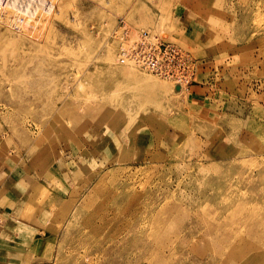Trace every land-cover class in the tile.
Masks as SVG:
<instances>
[{
    "label": "rangeland",
    "instance_id": "obj_1",
    "mask_svg": "<svg viewBox=\"0 0 264 264\" xmlns=\"http://www.w3.org/2000/svg\"><path fill=\"white\" fill-rule=\"evenodd\" d=\"M14 16H28L34 34ZM139 41L186 50L189 85L166 91L152 85L163 78L126 73L120 48ZM232 161L256 176L246 196L263 197L264 0H0V264H51L64 229H117L122 219L146 229L157 209L188 219L166 227L177 243L225 229L227 215L201 216L196 199L228 202L212 167ZM96 170L97 196L132 197L135 210L101 200L81 210Z\"/></svg>",
    "mask_w": 264,
    "mask_h": 264
},
{
    "label": "bare ground",
    "instance_id": "obj_2",
    "mask_svg": "<svg viewBox=\"0 0 264 264\" xmlns=\"http://www.w3.org/2000/svg\"><path fill=\"white\" fill-rule=\"evenodd\" d=\"M17 3L19 2L17 1ZM17 16H14L13 21L19 27V30L24 34H34V31L28 30L25 28L26 26L23 27L24 20L25 22L29 20L28 16L30 15L24 17L23 22ZM120 62L125 65L128 64L125 71L129 75H133V69L136 70V67L149 73L139 67L137 61L133 59L123 61L120 55L118 63ZM152 75L163 78L155 74ZM163 79L166 80V83H153L152 85L166 91H171L172 88L177 87L176 89L181 91L182 86L168 78ZM170 84H174V87ZM116 112L114 110L110 115L117 116ZM65 114H68V112ZM99 118L101 122L107 120L103 117ZM118 159L125 162L127 158L119 156ZM253 160L250 159L249 161L252 162ZM244 165V162L232 161L229 163L228 170L220 168L218 165L212 167V170L220 172L221 177L225 178L224 184H226L229 199L226 204L218 206L217 200L216 202L213 200V195L206 194L201 197L198 196L196 199V208L201 209V216L210 217V215H215L218 212L227 215L229 221L225 224V226L227 225L225 229H218L219 226L212 225L206 232L205 229L201 232L191 231L181 236L179 243H177L179 236L168 233L166 227L169 225V229H178L188 219L184 218L182 220L181 214L177 217L172 216V213L165 208L157 209L155 212L148 214L145 220L146 229L132 228L131 221L125 219L118 222L117 229H73L72 226L71 229H64L60 250L48 262L51 264L53 262L54 264H182L180 259L184 258V254H181L183 249L187 252L188 264H264V238L262 234L260 235L256 231L259 227L263 229L264 222L260 223L258 219L261 213L255 211L257 206L264 208V195L263 197L246 196L251 193L246 187L251 186L256 176L245 172ZM110 166L112 167L113 164ZM103 173V170L95 173L98 180L94 183L93 190L89 191V189L86 195L84 194L81 210H86L97 200H101L100 203L103 204V209L106 207V201L115 211H118L119 206L122 205H124L127 214L135 210L131 208L132 197L121 202L122 198L112 200L111 197L101 199L97 196L95 191ZM238 175L241 176V181L236 183L233 181V176ZM122 184L124 185V183ZM118 188L121 189L120 186ZM132 193L133 197H136V201L139 198L143 199L146 206L152 207L156 201L150 192L145 195V198L135 192ZM115 200L117 202H114ZM54 203V201H51L48 207L53 208ZM187 206L188 204L183 205L184 209ZM79 210L80 208L78 212ZM171 233L177 234L176 231H171ZM64 241L67 244L64 245ZM170 248V252L166 254V249Z\"/></svg>",
    "mask_w": 264,
    "mask_h": 264
},
{
    "label": "built area",
    "instance_id": "obj_3",
    "mask_svg": "<svg viewBox=\"0 0 264 264\" xmlns=\"http://www.w3.org/2000/svg\"><path fill=\"white\" fill-rule=\"evenodd\" d=\"M119 53L123 61L133 59L145 71L168 78L183 88L189 85L193 76L195 62L170 41L150 44L139 41L133 48L122 46Z\"/></svg>",
    "mask_w": 264,
    "mask_h": 264
}]
</instances>
